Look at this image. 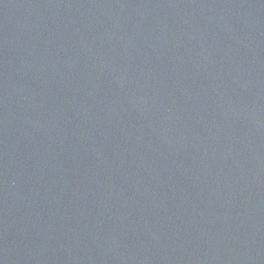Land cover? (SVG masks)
Instances as JSON below:
<instances>
[{"label": "water", "instance_id": "water-1", "mask_svg": "<svg viewBox=\"0 0 264 264\" xmlns=\"http://www.w3.org/2000/svg\"><path fill=\"white\" fill-rule=\"evenodd\" d=\"M0 264H264V0H0Z\"/></svg>", "mask_w": 264, "mask_h": 264}]
</instances>
